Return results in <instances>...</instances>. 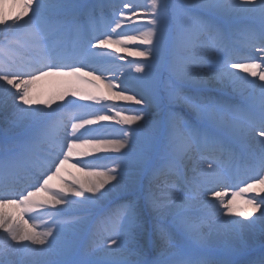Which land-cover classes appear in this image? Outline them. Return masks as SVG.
Listing matches in <instances>:
<instances>
[{"label": "snow or ice", "instance_id": "snow-or-ice-1", "mask_svg": "<svg viewBox=\"0 0 264 264\" xmlns=\"http://www.w3.org/2000/svg\"><path fill=\"white\" fill-rule=\"evenodd\" d=\"M13 7L14 13L0 7V26L16 32L0 42V56L7 57L13 45L27 47L30 55L26 63L0 58V107H8L11 99L9 124L15 130L10 135L6 129L0 138V264H264V196L259 195L264 193V83L241 75L264 82V63H232L240 49L231 44L241 36L244 48L259 45L264 53V0H181L171 5L147 0L142 11L125 2L123 10L113 6L108 16L102 3L89 0H13ZM126 21L138 35L123 31ZM129 42L144 50L131 51ZM100 47L145 58L129 61L142 75L111 96L98 86L95 92L74 88V81L100 79L84 68L107 70L97 66ZM165 68L181 69L177 75L189 83L197 80L195 69L206 68L219 83L242 93L240 106L186 93L162 79ZM45 77L71 79L63 92L38 100L33 85ZM162 86L170 100L195 113L197 123L169 111L145 132L143 109L128 115L106 103H153ZM107 87L119 86L109 79ZM69 93L78 99L65 100ZM105 107L114 115L99 114ZM113 120L136 126L121 128L120 139L85 138L104 134L91 126ZM256 127L261 129L258 142L249 136ZM109 149L119 153L114 167L93 162L100 159L93 153ZM192 151L201 154L200 171L189 179L185 160ZM225 153L227 168L219 159ZM72 160V167L88 170L87 181L65 179L62 173ZM225 172L245 187L227 202L213 193L216 200L206 202L209 210L194 222L190 201L204 184L221 183ZM249 172L255 175L247 177ZM125 177L127 184L122 183ZM154 183L162 185L160 195ZM250 192L257 197L244 200L249 207L236 202ZM114 199L122 203L113 209L109 204ZM40 209L55 212L37 223L30 214ZM165 217L167 226H162ZM257 228L260 256L252 259L245 234ZM100 232L109 233L103 247L95 240Z\"/></svg>", "mask_w": 264, "mask_h": 264}, {"label": "bare ground", "instance_id": "bare-ground-1", "mask_svg": "<svg viewBox=\"0 0 264 264\" xmlns=\"http://www.w3.org/2000/svg\"><path fill=\"white\" fill-rule=\"evenodd\" d=\"M90 3H102L104 5L103 13L105 16H108L112 13L113 6L117 9H122L123 3L127 2L134 6V11H142L143 6L147 3V0H89ZM181 0H168L169 5L172 3H180ZM0 7H2L5 11L9 13H14L17 9L13 7V0H0ZM171 11V9H169ZM126 11V10H125ZM99 13V10H98ZM137 27H139L140 31H143V27L141 26V21L137 20ZM123 31L129 35H138V32L132 31V26L126 21L123 26ZM16 35L14 29L10 27L0 26V42L3 41L5 36L9 38ZM95 44V40L92 42ZM231 44L233 47H238L240 49L238 53V58L233 59L232 63H251L253 61L264 63V53L258 51L259 45L255 49L253 48H244L243 47V38L241 36H235L232 38ZM123 47V46H122ZM127 47L131 51L144 50L145 46H141L137 48L136 45L132 42L127 44ZM98 51L102 54L101 58L97 60V66L103 67L107 70L105 71H94L92 67L84 68L85 72H93V76L100 77L99 80H94L92 76L86 77L84 80L74 81L73 87L84 92H95L98 86L99 91L103 92L106 96H111L114 93H118L123 91L124 85L131 84L134 81L135 77H138L142 74L137 73L135 71L136 63H129V61L139 62L143 61L145 58L135 57L129 54V52H123L116 54L114 49H108L106 47H100ZM113 52V57H105L104 53ZM30 53L27 47L22 45H13L9 49V53L7 57L0 56L2 59L11 58L15 60L17 63H26L28 60ZM217 55H220L219 53ZM115 56L123 57V59H117ZM77 67H83L82 64H77ZM181 69L177 68L175 72L170 71L165 68L160 75L164 81L172 80L177 87H182L183 90L191 95H198L202 97L211 96L215 99L222 100L225 103L231 104L233 106H240L239 98L242 97V93L233 89L230 85L221 84L217 80H215L211 73L208 72L206 68L204 69H195L194 74L197 76V80L195 83H189L187 80L180 79L177 73ZM238 71V70H234ZM242 76H247L249 80H255L257 83H264L258 80V77L248 76L246 73H241ZM202 78V79H201ZM71 78H62V77H45L39 81H37L33 85L35 98L38 100L48 99L49 97H54L59 93L63 92L67 87V80ZM109 79L114 80V82L119 86L115 89L109 90L107 85L109 83ZM88 81H92L89 83ZM10 87V86H9ZM12 92H15V89H11ZM258 91V90H257ZM2 92V89H0ZM129 95H135L134 92L127 93ZM247 93H243L246 95ZM159 100L153 103H149L146 105H137L134 102H125V101H106V103H115L117 105L116 111H121L122 109H126L125 114L134 115L138 114L139 109H143V111L148 116V123L143 126V131H149L155 122L160 121L162 118H166L167 113L169 111L178 113L180 116L189 120L190 122L197 123L195 113L183 102L170 100L169 99V90L164 89L163 86L159 91ZM139 99V97H137ZM68 99H78L71 97V94L65 97V100ZM11 99L8 100V107L3 108L0 107V138H2L5 134V130H9V134L12 135L15 133L14 129H11L9 124V119L11 117ZM58 103H62L58 101ZM81 103H85L81 101ZM55 105H53L54 107ZM99 107V105L97 106ZM99 114L104 115H114L112 109L105 107L102 112ZM87 118V117H85ZM101 125H105V127H101ZM110 125V126H108ZM136 125L128 126V125H120L116 121H101L97 125L91 126L94 129H97L100 133H104L98 136H86L85 138L92 139H120L121 137L117 135L121 128L135 127ZM260 128L256 127L255 130H249V136L254 142H258L259 140V132ZM123 151V150H122ZM94 156H99V160L93 161L94 163L104 165L108 168L114 167L115 165L112 163L113 160H117L119 157V153L114 150L109 149L108 151H101L99 153H93ZM200 156L201 154L197 151H192L189 153L190 158H186L185 163L187 166V176L189 179L194 178L197 173L200 171ZM91 159V156L88 158ZM222 163L227 166L230 164L229 157L227 153L219 156ZM75 163V160L70 161L63 171V175L66 180H81L87 181L90 177L86 174L88 170L84 172L79 171V168L83 167V165H78L77 167H72V164ZM193 169L196 171L194 172ZM122 171H126V169L121 168ZM224 171V170H222ZM247 177H252L255 175L253 172H249L246 174ZM258 178V177H257ZM53 183H59V181H53ZM123 184H127V177L122 181ZM147 183V182H146ZM247 183H253L251 178H247ZM159 187L162 185H157L154 183L153 190L156 192V195H160ZM245 187L244 182H240L238 178L229 176L225 172L223 181L221 183H208L204 184L200 187L198 194L194 199L190 201V210L189 215L192 220L195 222L197 218L205 211L209 209L205 207L206 202L215 201L216 197L213 193H221L225 202L231 200L232 193L239 191L240 188ZM259 187V185H257ZM259 195L264 196V193H260ZM257 197V193L250 192L247 193L244 197H237V203L243 207H249L244 204L245 199ZM16 198V197H10ZM122 203L121 199H114L112 203L109 204L110 208H116L117 205ZM61 207V206H58ZM12 210V209H10ZM18 211V210H14ZM47 212H55V209H40L30 215L35 217L37 223H41L49 219V216L46 214ZM72 214H82V213H72ZM258 217L259 212L255 213ZM237 219H242L240 217H236ZM25 219L28 220V216H25ZM167 217L164 218L162 222V226H167ZM29 224L33 221L28 220ZM95 220L93 221L92 227L89 229V235H92V232L95 230ZM109 235L108 232H100L95 236V240L102 247L105 245L106 238ZM245 238L248 240V243L252 246L253 256L250 257L252 259H256L260 256V242H261V234L259 232V228H257L254 232H249L245 234Z\"/></svg>", "mask_w": 264, "mask_h": 264}]
</instances>
